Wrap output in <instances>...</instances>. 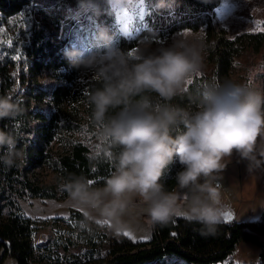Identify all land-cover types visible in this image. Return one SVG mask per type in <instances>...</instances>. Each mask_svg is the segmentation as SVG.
Segmentation results:
<instances>
[{
  "label": "clouds",
  "instance_id": "1",
  "mask_svg": "<svg viewBox=\"0 0 264 264\" xmlns=\"http://www.w3.org/2000/svg\"><path fill=\"white\" fill-rule=\"evenodd\" d=\"M81 9L98 8L99 0H76ZM112 11L133 0H104ZM249 13L264 14V0H243ZM173 0H154L153 9L170 8ZM114 33L98 27L64 57L72 68L97 76L101 86L88 97L99 135L110 148L112 171L102 185L70 175L61 185L70 201L84 209L86 220L103 219L116 231L143 225H166L183 206L184 218L213 236L221 222L224 198L218 187L232 163L243 164L249 181L264 175V74L249 70L243 82L226 76L207 82L194 107L171 101L185 92V82L203 71L206 45L198 34H175L171 43L151 47L146 40L135 57L114 42ZM161 103L153 102V95ZM21 112L18 100L0 94V120ZM26 146L13 130L0 128V165L26 163ZM172 175L169 190L162 178ZM181 195L187 198L181 201Z\"/></svg>",
  "mask_w": 264,
  "mask_h": 264
},
{
  "label": "trees",
  "instance_id": "2",
  "mask_svg": "<svg viewBox=\"0 0 264 264\" xmlns=\"http://www.w3.org/2000/svg\"><path fill=\"white\" fill-rule=\"evenodd\" d=\"M142 1L145 14L140 29L125 37L112 18L81 9L76 0H0V29L5 20L27 14L16 49L20 60L0 57V94L18 100L21 109L14 119L0 120V128L13 130L18 147L25 145L27 153L26 163L19 167L0 165L1 261L9 258L15 264H31L35 258L34 223L24 215L19 200L64 201L68 197L61 185L70 175L85 176L94 180L93 186H100L112 171L107 153L118 149L110 148L99 135L100 125L92 118L88 102L102 82L97 76L83 82V73L64 57L70 31H77L86 43L98 27H105L114 33L113 42L129 52L142 39L158 41L184 30L204 29L212 71L195 76L184 94L171 101L181 107H194L193 99L207 82L230 76L234 59L245 51L264 52V30L233 39L215 31L214 15L221 0H173L170 8L160 10L151 7L154 0ZM48 73L54 79L50 88L37 82V76ZM152 95L154 103L162 102ZM178 167L171 165V172L162 178L169 190L175 187L171 174ZM44 170L53 175L51 183L40 178ZM260 185L264 193V177ZM71 214L85 220L79 212ZM200 229L201 225L184 217H173L166 225H156L147 242L133 243L119 236L121 240L111 242L107 256L74 264H233L230 258L241 243L258 247V264H264V210L257 220L221 219L213 236L202 235Z\"/></svg>",
  "mask_w": 264,
  "mask_h": 264
},
{
  "label": "rangeland",
  "instance_id": "3",
  "mask_svg": "<svg viewBox=\"0 0 264 264\" xmlns=\"http://www.w3.org/2000/svg\"><path fill=\"white\" fill-rule=\"evenodd\" d=\"M251 5L245 4L243 0H221L219 7L214 15V27L217 33L223 32L225 38L233 39L235 36L243 33H256L264 30V14L249 13ZM105 19L112 18L116 30L120 35L131 37L140 29V21L145 14V7L142 0H133L131 7L112 11L110 7L99 0L98 8ZM27 14L18 15L14 18L5 20L0 29V57L4 61L20 60L17 56L18 43L20 42L19 30L26 25ZM87 21L92 18L85 13ZM259 22V23H257ZM261 29V30H258ZM187 33V34H184ZM198 34L203 38L206 44L205 31L184 30L176 34L189 36ZM175 35V34H174ZM171 37L151 41V47L156 48L163 44L171 43ZM70 46H80L84 43L77 31L69 32ZM147 39H142L134 48L136 51L131 57H135L137 51ZM13 57H17L13 59ZM205 67L199 75H209L212 71V65L208 59L207 47L205 48ZM255 69L264 73V52L254 53L247 50L233 61L230 77L239 82L247 75L249 70ZM197 74L190 77L184 84V89ZM90 73L82 74L80 80L87 82L95 78ZM258 80H264V74L257 76ZM37 82L47 88L54 84L51 73L37 76ZM264 175H261L254 182L249 181L245 172L244 165L237 164L236 158L229 164L223 173V179L218 185L221 188L224 198V211H229L235 216L236 221H249L259 219L264 210V193L261 189V181ZM40 178L47 183H51L53 175L44 170ZM181 195V201L186 199ZM19 205L25 216L34 223L35 232L33 234V245L35 247V258L31 264H74L75 262H85L100 257L107 256L109 246L115 239L120 241L119 236H124L133 243L137 240L151 239L148 225H143L135 231H127L129 236H125L126 231H116L111 223L103 219L79 220L77 214H71V211L84 213V209L68 198L64 201L44 200L25 198L19 200ZM183 211V206L179 207ZM83 215V214H82ZM85 217V216H84ZM107 221V223H104ZM153 231V228H152ZM146 237V238H145ZM244 244V245H243ZM258 247L241 243L232 254L230 261L233 264H258ZM1 258V253H0ZM0 264H15L12 259H5Z\"/></svg>",
  "mask_w": 264,
  "mask_h": 264
},
{
  "label": "crops",
  "instance_id": "4",
  "mask_svg": "<svg viewBox=\"0 0 264 264\" xmlns=\"http://www.w3.org/2000/svg\"><path fill=\"white\" fill-rule=\"evenodd\" d=\"M83 211H84V210H83ZM177 213H181V214H177ZM82 214L84 215V213H82ZM84 216H85V215H84ZM174 217H184V212H183V211H180V209H177V211H176ZM91 221L96 222L95 219H93V220H91ZM148 227H149V233H150V235H152V226H149V225H148ZM141 241H146V240H137V241H134V242H141ZM147 241H148V240H147ZM243 245H244V244H243Z\"/></svg>",
  "mask_w": 264,
  "mask_h": 264
},
{
  "label": "snow or ice",
  "instance_id": "5",
  "mask_svg": "<svg viewBox=\"0 0 264 264\" xmlns=\"http://www.w3.org/2000/svg\"><path fill=\"white\" fill-rule=\"evenodd\" d=\"M257 23H259V22H257ZM258 30H261V29H258ZM184 34H187V33H184ZM135 51H136L135 49L130 50V51L128 52L129 56H132L133 53H134ZM16 58H17V57H13V59H16ZM197 75H199V74H197ZM188 83H191V81L189 80ZM93 171H95V169H93ZM89 183H90V184H93V183H94V180L89 179ZM177 214H181V213H177ZM104 223H107V221H104ZM124 235H125V236H129V233L126 231V232H124ZM145 238H146V237H145Z\"/></svg>",
  "mask_w": 264,
  "mask_h": 264
},
{
  "label": "water",
  "instance_id": "6",
  "mask_svg": "<svg viewBox=\"0 0 264 264\" xmlns=\"http://www.w3.org/2000/svg\"><path fill=\"white\" fill-rule=\"evenodd\" d=\"M235 219V216L230 213L229 211H224L222 215V220L226 222H231L232 220Z\"/></svg>",
  "mask_w": 264,
  "mask_h": 264
},
{
  "label": "built area",
  "instance_id": "7",
  "mask_svg": "<svg viewBox=\"0 0 264 264\" xmlns=\"http://www.w3.org/2000/svg\"><path fill=\"white\" fill-rule=\"evenodd\" d=\"M156 225L152 226V228H154Z\"/></svg>",
  "mask_w": 264,
  "mask_h": 264
}]
</instances>
